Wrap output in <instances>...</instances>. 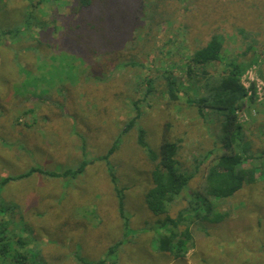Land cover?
Returning a JSON list of instances; mask_svg holds the SVG:
<instances>
[{
	"label": "rangeland",
	"instance_id": "rangeland-1",
	"mask_svg": "<svg viewBox=\"0 0 264 264\" xmlns=\"http://www.w3.org/2000/svg\"><path fill=\"white\" fill-rule=\"evenodd\" d=\"M38 2L0 0V181L32 167L75 169L85 158L82 144L87 160L105 155L137 114L134 101L139 99L138 126L146 130L156 153L167 122L173 124L172 138L184 139L180 158L189 166L203 152L221 145L224 119L208 114L201 118L197 109L185 108L183 95L169 106L161 77L171 71L189 85V58L219 33L226 44L218 73L231 62L248 64L260 57L264 0H97L93 18L79 12L78 0ZM135 4L141 6L136 18L114 34L109 26L126 20ZM149 12L154 24L146 18ZM216 15L228 21H217ZM96 25L105 28L92 29ZM8 29L21 32L4 35ZM241 29L249 39L242 38ZM81 33L93 41L97 34L100 48L90 54L83 48L75 51L72 38ZM128 61L143 67L124 68ZM114 66L121 67L111 73ZM93 70L105 78L112 75L110 85H93ZM143 79L153 81V92L147 96L148 85H142L141 95H133V86ZM242 83L255 94L238 112L239 122L246 134L258 135L251 147L257 155L264 150V80L257 64L247 69ZM117 92L124 96L115 98ZM137 137L138 129L124 135L109 163L96 161L76 179L34 174L1 188L0 225H9L12 239L10 256L0 252V264H11L17 251L37 264H83L77 257L93 263L105 259V264H113V259L117 264H264V173L260 171L257 185L246 184L223 205L231 211L229 219L216 225L199 222L193 228L194 247L185 257L176 259L158 251L153 242L167 229L158 228L159 217L145 203L154 165ZM199 182L200 174L191 187ZM116 186L125 197L128 231ZM181 208L171 207L169 215L175 217ZM120 241L124 244L116 257L108 259V250Z\"/></svg>",
	"mask_w": 264,
	"mask_h": 264
},
{
	"label": "trees",
	"instance_id": "trees-1",
	"mask_svg": "<svg viewBox=\"0 0 264 264\" xmlns=\"http://www.w3.org/2000/svg\"><path fill=\"white\" fill-rule=\"evenodd\" d=\"M43 1L52 3L61 0H39L38 4ZM96 2L97 0H78L79 12H85L91 18L95 17L97 15V7H94ZM153 7L156 10L155 6ZM140 8L141 6L136 4L131 6V9L128 11L129 16L126 20H121V23L117 21L114 23V26H109L114 31V34L115 31L119 30L127 23L131 24L132 20L136 18ZM145 10L143 11L144 14H146ZM153 14H157V12L154 11ZM233 17L237 16L233 14ZM146 18L150 20V23L154 24V16L150 12L147 13ZM98 20L102 22V19ZM216 20L228 21L226 17H218L217 15ZM85 26L87 28L88 24H85ZM101 28L103 27L96 25L92 29L102 30ZM16 29H8L4 31L3 34H19L21 31ZM71 30L76 31V28ZM241 30L240 33L242 34V38L249 39V36L245 35L246 30ZM98 38L99 36L96 34L95 40L93 41L81 33L76 39L72 38V45L75 51L79 52V49L83 48V51H80L87 53L88 50L87 54H90L95 47L100 48L101 45L95 43ZM225 44V37L219 33L211 36L210 40L204 46L195 50L187 63L186 77L189 85L185 84L171 71H166L161 77L165 80V93L169 100V106L179 102L181 95H183L186 97L185 108L192 107L197 109L201 118H205L206 114H208L214 116L218 121L222 118L224 119V121L221 120L222 126L219 135L221 145H214L213 149H208L200 154L197 158L193 159V165H187L180 158L184 139L172 138L173 124L166 123V131L159 148V153H156L150 147L146 130L138 126V120L142 117L139 104L141 103V99H139L138 101H134L137 114L125 125L120 136L114 141L105 155L95 160H87L86 148L85 145L82 144L81 155L85 158L77 168L50 171L40 166L32 167L26 173L4 178L0 181V189L11 182L29 178L34 174H41L51 178L76 179L86 172L88 166L97 164L95 163L96 161H106L109 163L110 156L119 148L123 136L134 129H138L137 144L145 151L150 162L154 165L150 173L151 187L145 194V203L148 210L159 217L158 219L160 220L157 222L159 225L158 228L167 229L166 234L154 241L155 246L158 251L168 252L176 259L185 257L187 252L194 247L195 239L193 228L199 222L216 225L229 219L231 217V211L223 209V205L226 201L241 192L246 184L249 186L257 185L258 172L264 173V150L257 155L251 153L253 137L257 138L258 135L253 133L251 135L246 134L238 117L240 109L243 110L246 106V100L251 95L255 94L253 92V94L251 93L249 95L248 89L242 83V77L251 65L257 64L260 75L264 80V53L261 52L263 54H261L260 57L250 59L248 64L241 61L231 62L223 72L218 73L217 65L222 60ZM252 48V46H249L247 50L251 51ZM260 49H262L261 46ZM123 57L124 55L122 54L119 58L120 62H123ZM127 66L143 67V65L133 61H128L123 67L126 68ZM120 67L121 66H114L111 73H116L115 71ZM91 73L90 76L96 77L93 78V80H91L92 78L90 79V82L95 83L93 84L95 86H101V84L110 85V80L113 78L111 77L112 75L105 78L101 74L99 75L95 72V70ZM141 82L143 83H134L138 86H133V95H141L140 88L142 85H148L145 93L148 96L153 92V81L150 79H143ZM66 89L68 88L66 87ZM120 95L124 96L122 92H117L114 97L117 98ZM254 99V97H251L249 100ZM104 113L105 112H103V114ZM103 114L101 115L103 116ZM101 115L100 117H102ZM262 134L263 133L260 135L262 136ZM109 173L111 182L115 184V175L112 174L110 169ZM199 174L200 182L196 188H192L191 183ZM116 193L118 196L119 211L126 221V229H124L128 231V219L124 214L126 206L125 197L118 186H116ZM175 205H181L182 208L175 217H172L169 215V210L171 207H175ZM11 239L12 235L9 225L6 223L0 225V245H2L0 252L4 256H10ZM18 243L21 248H25L26 243L21 239H19ZM121 245L122 241L110 247L107 255L108 259L118 253ZM80 260L83 264H105L106 262L105 259L97 263L89 262L82 258H80ZM111 260L112 259H110V261ZM113 261L114 262L111 261L113 264H117L115 262L116 260L113 259ZM10 263L37 264L31 262L29 257L25 256L21 251H17L11 256Z\"/></svg>",
	"mask_w": 264,
	"mask_h": 264
},
{
	"label": "crops",
	"instance_id": "crops-1",
	"mask_svg": "<svg viewBox=\"0 0 264 264\" xmlns=\"http://www.w3.org/2000/svg\"><path fill=\"white\" fill-rule=\"evenodd\" d=\"M82 154V153H81ZM54 171H58V169H55ZM84 175V174H83ZM29 178H31V177H29ZM26 179H28V178H26ZM23 180H25V179H23ZM114 193H115V196H116V198H117V201H118V196H117V193H116V191H115V189H114ZM154 243V242H153ZM124 244V242L122 243V245ZM165 253H168V252H165ZM77 260H78V262H80V263H82L81 262V260H80V257H77Z\"/></svg>",
	"mask_w": 264,
	"mask_h": 264
},
{
	"label": "built area",
	"instance_id": "built-area-1",
	"mask_svg": "<svg viewBox=\"0 0 264 264\" xmlns=\"http://www.w3.org/2000/svg\"><path fill=\"white\" fill-rule=\"evenodd\" d=\"M244 86L248 89L249 95H250L252 93V92H250L251 89H249L246 85H244Z\"/></svg>",
	"mask_w": 264,
	"mask_h": 264
}]
</instances>
